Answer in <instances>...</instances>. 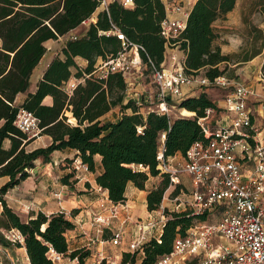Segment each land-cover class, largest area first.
Returning a JSON list of instances; mask_svg holds the SVG:
<instances>
[{"label": "trees", "instance_id": "1", "mask_svg": "<svg viewBox=\"0 0 264 264\" xmlns=\"http://www.w3.org/2000/svg\"><path fill=\"white\" fill-rule=\"evenodd\" d=\"M101 2L0 0V178H8L0 187V246L24 248L28 264H51L50 251L76 259L78 264H84L90 256L86 247L68 253L65 234L73 229V224L63 214L39 212L34 218L22 220L7 205L5 195L29 177L35 161L49 163L53 152L72 150L75 159L78 158L88 172L95 173L94 157L99 156L102 170L95 176V183L107 192L109 201L115 205L125 202L128 183L145 191L150 178H160L146 195L147 211H158L163 197L177 196L180 188L169 189L168 176L159 170L157 156L159 153L165 158L177 154L185 156L194 142L205 140L197 120L204 117L207 109H216L207 94L201 93L177 104L186 117L194 114L191 118L171 120L156 113L143 115L132 101L124 102L126 82L120 74H109L106 79L92 75L86 78L85 75L92 74L98 60H107L122 51L121 40L110 33L115 29L128 42L143 48L139 56L150 72L151 65L161 69L164 63L160 23L165 18V9L160 0H133L131 7L113 1L93 18ZM236 2L196 0L193 4L178 39L179 48L185 52L186 74L195 76L202 72L210 81L225 74L220 65L229 63L232 57L221 54L213 45L218 37L213 24L224 20ZM255 3L264 10V0ZM89 20L81 36L67 40L61 50L62 58L56 57L48 65L35 92L28 93L22 104L16 106V96L28 91L31 74L46 53L45 42L57 40ZM252 32L253 44L242 57L243 62L260 54L264 47L263 33L256 28ZM258 40L260 45L256 47ZM78 57L86 61L85 68L77 66ZM261 75L264 78V61ZM71 77L83 80L69 94L65 85ZM47 96L52 100L51 105L42 104ZM117 107L121 115L115 122L101 120ZM19 109L38 119L40 135L51 140L48 146L32 151L26 149L31 140L14 125ZM65 162L68 165L70 160L65 159ZM73 172H76L74 168ZM71 177L73 173L61 181L70 186ZM163 214L167 220L161 235L142 245L140 264H155L171 252L177 237L185 236L196 222L206 220L205 216H195L189 211L164 210ZM10 231L17 232L22 243L6 240L3 232ZM137 255L138 252L123 253L121 264H134Z\"/></svg>", "mask_w": 264, "mask_h": 264}, {"label": "built area", "instance_id": "2", "mask_svg": "<svg viewBox=\"0 0 264 264\" xmlns=\"http://www.w3.org/2000/svg\"><path fill=\"white\" fill-rule=\"evenodd\" d=\"M195 2L169 0L164 5L165 18L160 23V36L164 40V61L168 57L169 65L161 69L151 65V83L155 89L152 95L141 97L137 93L127 97L136 78L143 75L139 56L143 48L128 42L117 29L110 33L121 40L122 51L115 57L100 61L92 74L85 75L86 78L92 75L97 79H106L109 74H120L126 82L124 102L132 101L145 114L156 113L167 117L174 108L173 104L177 105L184 99V86L217 88L226 92L224 111L229 115L228 123L211 126L209 121L214 109H207L204 117L197 120L205 140L194 142L185 156L165 158L162 153L157 156L159 170L168 176L169 189L179 187V193L173 198L165 195L173 208L167 210L161 206L159 217L148 222L134 220L126 213L124 223L132 225L136 235L128 253L142 255V245L151 238H159V231L162 232L167 220L164 210L175 213L189 211L195 216H205L206 220L196 222L185 236L177 237L171 252L155 264H185L187 261H198L199 264H264V139L260 141L256 138L259 131L248 108L249 101L259 95L225 75L211 81L204 76L188 75L184 71V58L180 59L176 53L167 55L168 50L179 47L178 39ZM101 5L104 10L107 9L106 0H102ZM121 5L131 7L133 1L124 0ZM82 80H70L65 85L66 91L70 94ZM260 82L264 84L262 75ZM262 98L264 102V96ZM142 101L147 106L143 107ZM14 125L28 140L39 137L42 131L38 119L24 109L18 110ZM161 138L164 139V135ZM74 162L75 171L88 172L79 161ZM183 175L189 177L188 191L182 187ZM96 190L102 197L99 213L92 216V224L109 227L127 206L125 203L115 205L110 202L106 191L99 186ZM215 213L219 214V218L210 222L208 218ZM3 235L11 243H22V237L15 231L3 232ZM120 242L121 232H117L111 244L119 246ZM92 244L93 241L88 245ZM48 258L51 264H59L63 259L53 251L49 252ZM94 260V264H100L105 257L98 254ZM70 262L78 264L76 259Z\"/></svg>", "mask_w": 264, "mask_h": 264}, {"label": "crops", "instance_id": "3", "mask_svg": "<svg viewBox=\"0 0 264 264\" xmlns=\"http://www.w3.org/2000/svg\"><path fill=\"white\" fill-rule=\"evenodd\" d=\"M107 5L113 1L122 3L124 0H106ZM133 1V0H132ZM165 5L169 0H160ZM238 1L234 9L226 15L224 20H217L213 24V28L218 37L213 42L215 47H218L223 55L232 57L229 63L225 65L231 69L232 74L228 77L240 82L255 91L259 97L252 99L248 103V108L253 115V122L256 125L262 124L264 131V111L259 108L258 103H261L264 96V84L260 82L261 66L264 61V50L255 56L253 59L246 62L242 61V57L249 53L251 45L253 44V32L251 25L245 19V9L239 8ZM103 8H98L96 14L102 11ZM89 21L81 24L79 27L71 30L66 35L59 37L57 40H48L45 42L46 53L40 60L39 64L33 70L30 77V86L26 93L18 94L15 98V105L20 106L28 93H34L38 81L41 79L43 73L47 69L51 61L56 58H62L61 50L70 36H81L87 29ZM256 29L261 31L264 36V26H255ZM1 44V42H0ZM176 53L182 59L185 58V52L179 47L168 50L167 55ZM167 59V60H166ZM163 63V67L169 65L168 57ZM75 62L79 68H85L86 61L82 58H76ZM79 62V64L77 63ZM100 60H98V63ZM72 72H75L72 71ZM225 75V74H224ZM202 76V72L198 74ZM234 76V77H231ZM74 77H71L72 80ZM133 85L136 91L141 90L145 95H152L155 91L151 81L148 83H140V78ZM69 80V81H70ZM68 81V82H69ZM142 81V80H141ZM67 82V83H68ZM140 83V84H139ZM211 91L215 89L200 88L196 86H184L182 93L184 99L189 97H197L201 93L207 94L209 99L214 103L216 109L210 119L211 126H217L228 123L229 115L224 111V98L223 95L216 94L218 97H211ZM52 100L49 96L45 97L42 101L43 105H51ZM181 115L184 111L181 110ZM129 113V112H127ZM121 115L120 108H114L109 113L104 115L101 120L115 122ZM262 132L256 135L258 140L264 139L261 137ZM260 136V137H259ZM50 138L45 135H40L38 138L31 139L30 143L26 146L28 151L37 148H44L50 144ZM75 152L72 150L55 151L50 155L49 163H44L42 160H37L34 163V168L31 169L29 177L21 182L18 186L9 190L5 195L7 205L16 212L22 220L34 218L39 212L45 215L63 214L73 224V229L66 232L65 236L68 243V253L81 248H87L90 251V256L85 260L84 264H94V258L100 254L105 257V264H117L121 261L122 254L129 252L130 243L136 238L133 226L124 223L126 213L131 215L133 219L148 222L150 219L158 218L159 212H148L146 209V195L154 185H157L153 180L157 178H150L145 185V191H140L128 183L125 189V204L127 208L119 213V216L114 220L109 227H98L92 224V216L99 213V204L102 195L96 190L97 184L95 183V176L101 172L100 157L95 156V173L91 172H73L72 163L79 159H75ZM180 157L179 154L175 156ZM72 160L71 164L65 165L61 163L63 160ZM70 173H73L68 182L70 186L63 184L61 179ZM8 181V178H0V187ZM151 182V183H150ZM182 187L185 191L190 188L189 177L187 175L181 176ZM107 195V192H106ZM166 199V198H165ZM164 199V201H165ZM162 206L164 209L171 210L173 208L170 200ZM121 232V242L119 246H113L111 239L114 234ZM159 231V235H160ZM158 236V235H157ZM150 238V237H149ZM148 238V239H149ZM93 241L92 245H88ZM1 247V246H0ZM5 249L20 250L24 254L23 264H28V259L24 248H16L14 246L2 247ZM142 255L137 256V264H140ZM68 257H63V263L67 264ZM103 264V263H102Z\"/></svg>", "mask_w": 264, "mask_h": 264}, {"label": "rangeland", "instance_id": "4", "mask_svg": "<svg viewBox=\"0 0 264 264\" xmlns=\"http://www.w3.org/2000/svg\"><path fill=\"white\" fill-rule=\"evenodd\" d=\"M256 1L255 0H239L238 1L239 8H244L245 11H246L245 12V19H247V22H249V24L251 25V29H253V28H255V26H259V25H263L264 26V10L260 9V7L255 3ZM99 8H103V10H104L103 5H100ZM78 34H80V33H78ZM78 34L77 35H72V36H76L77 37ZM72 36H70V37H72ZM259 45H260V40H258L255 43V46L256 47H259ZM263 50H264V47H263L262 51ZM77 63L79 64V62H77ZM220 68L221 69H225V71H224L225 72V76L228 77L229 75L232 74V72H231L232 70L231 69H228V66L227 65L221 64L220 65ZM142 69H144V70H142V72H143V75L141 77L142 78L141 79L142 81L140 80L139 82L140 83H143L144 81H145V83L150 82L151 81L152 74H151L149 68L142 63ZM231 77H234V76H231ZM139 79L140 78H138L137 80H139ZM208 89H215L216 90L215 92L214 91H211V95L210 96L212 98L216 94L223 95V92H224L222 89H217V88H208ZM134 94H137V95H139L141 97L142 96H145V94L141 93V90H140V92L139 91H136L135 88H134V86L131 85V87L129 88V92L127 94V97H133ZM215 97H218V96H215ZM142 103H143L142 104L143 107L147 106V103H145L144 101H142ZM173 106H174V108L171 109V113H170V116H169L171 120H174V119H177V118H191V117H193V115L190 116V117H186L184 115H181V112H180L181 110L177 108L176 103L173 104ZM258 106H259L260 109H262L264 111L263 98L261 100V103H258ZM139 111H140V113H142L143 115H145V111L143 109L142 110L140 109ZM127 112H129V111H127ZM68 117H69V115H68ZM70 121H71V119H70ZM103 121H106V120H103ZM262 122H264V120ZM256 129L259 132H262L261 137H263L264 136V131H263L262 124L256 125ZM5 145L7 146L8 144L5 143ZM72 162L73 161L70 160V163L69 164H71ZM61 163H64L66 165L65 160H63ZM72 165H73V168H74L75 162H73ZM76 172H78V171H76ZM153 181L156 182V183L157 182H160V178H158L157 180H153ZM165 198L166 197H163V200H162V203H161L162 206H164V205H166L168 203ZM164 199H165V201H164ZM217 218H219V214L215 213V215L209 217L208 220L210 222H212V221H215ZM23 256H24V254L20 250H17L16 251L13 248L12 249L11 248L10 249L9 248L8 249H5V248L0 247V264H23L22 263V261H24V257ZM136 261H137V258H136ZM105 262H106V259L103 260V261H101L100 264H102V263L105 264ZM59 264H65V263H63V259L60 261ZM67 264H71L70 260H67ZM117 264H121V261L119 263H117ZM135 264H137V262H135ZM185 264H199V263H198V261H189V262L187 261V263H185Z\"/></svg>", "mask_w": 264, "mask_h": 264}, {"label": "water", "instance_id": "5", "mask_svg": "<svg viewBox=\"0 0 264 264\" xmlns=\"http://www.w3.org/2000/svg\"><path fill=\"white\" fill-rule=\"evenodd\" d=\"M193 116H194V114H193Z\"/></svg>", "mask_w": 264, "mask_h": 264}]
</instances>
